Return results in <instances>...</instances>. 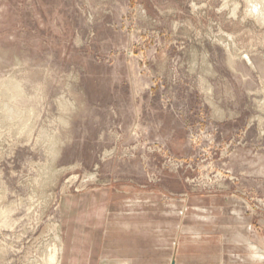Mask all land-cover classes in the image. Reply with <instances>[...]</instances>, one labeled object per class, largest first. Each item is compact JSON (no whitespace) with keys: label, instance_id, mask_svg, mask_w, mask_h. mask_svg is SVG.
<instances>
[{"label":"rangeland","instance_id":"obj_1","mask_svg":"<svg viewBox=\"0 0 264 264\" xmlns=\"http://www.w3.org/2000/svg\"><path fill=\"white\" fill-rule=\"evenodd\" d=\"M253 1L0 0V264H264ZM148 194L85 250L66 198Z\"/></svg>","mask_w":264,"mask_h":264},{"label":"crops","instance_id":"obj_2","mask_svg":"<svg viewBox=\"0 0 264 264\" xmlns=\"http://www.w3.org/2000/svg\"><path fill=\"white\" fill-rule=\"evenodd\" d=\"M89 199L86 195L74 196L66 198V202H72L73 208L76 209L78 214L77 216L84 214L86 217L85 229H90V231L84 232V235L88 237L84 240V243H88L89 247L85 250L91 254L97 250L96 246L100 242V234L104 226L107 227L106 231L108 230L104 232L105 235L107 233V235L112 236L117 228L124 231L142 225L140 223L134 224L132 219L141 217H144L141 219H150L151 216L155 217L157 213L158 203L155 194L133 197L113 195L108 198L102 197L101 201L96 196H91ZM180 205L182 206V204ZM168 206L172 207V204H161L160 208L161 210H167ZM109 242L114 244L113 241ZM177 262L176 259L175 264Z\"/></svg>","mask_w":264,"mask_h":264},{"label":"bare ground","instance_id":"obj_3","mask_svg":"<svg viewBox=\"0 0 264 264\" xmlns=\"http://www.w3.org/2000/svg\"><path fill=\"white\" fill-rule=\"evenodd\" d=\"M255 1H256V2L253 1V2H254V6H255V4H257L256 7L260 9V11L262 12V14H264V2H263L264 0H263V1H260V3L257 2V0H255ZM246 4H247V3H246ZM251 4H252V3H251ZM254 6H253V7H254ZM254 8H255V7H254ZM251 10H252V7H251ZM255 11H256V9H255ZM260 11H259V12H260ZM257 15H258V14H257ZM261 16H262V15H261ZM263 17H264V16H263ZM258 18H259V17H258ZM260 18H261V17H260ZM260 18H259V19H260ZM259 19H258V20H259ZM262 21H263V20H262ZM13 79H14V78H13ZM14 85H15V84H14ZM10 88H12V87L10 86ZM14 88H15V87H14ZM14 88H13V89H14ZM15 89H16V88H15ZM8 90H9V89H8ZM19 90H20V89H19ZM16 91H17V90H16ZM60 101H61V100H60ZM61 103H62V102H61ZM64 104H65V103H64ZM14 112H15V111H14ZM9 114H10V113H9ZM25 116H26V115H25Z\"/></svg>","mask_w":264,"mask_h":264},{"label":"water","instance_id":"obj_4","mask_svg":"<svg viewBox=\"0 0 264 264\" xmlns=\"http://www.w3.org/2000/svg\"><path fill=\"white\" fill-rule=\"evenodd\" d=\"M173 264H174V262H173Z\"/></svg>","mask_w":264,"mask_h":264}]
</instances>
